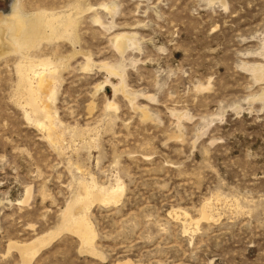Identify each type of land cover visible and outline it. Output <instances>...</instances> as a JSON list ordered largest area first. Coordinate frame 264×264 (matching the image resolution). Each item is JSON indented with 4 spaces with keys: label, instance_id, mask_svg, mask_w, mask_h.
Listing matches in <instances>:
<instances>
[{
    "label": "rangeland",
    "instance_id": "1",
    "mask_svg": "<svg viewBox=\"0 0 264 264\" xmlns=\"http://www.w3.org/2000/svg\"><path fill=\"white\" fill-rule=\"evenodd\" d=\"M210 1L0 0L73 23L0 55V264L55 232L26 264H264V0ZM91 181L123 190L88 253L61 215Z\"/></svg>",
    "mask_w": 264,
    "mask_h": 264
},
{
    "label": "bare ground",
    "instance_id": "2",
    "mask_svg": "<svg viewBox=\"0 0 264 264\" xmlns=\"http://www.w3.org/2000/svg\"><path fill=\"white\" fill-rule=\"evenodd\" d=\"M211 1L213 2L215 0ZM217 1H220L221 4L223 3V0ZM9 13L10 14L8 16L6 15L4 17H0V55L5 54L6 51L3 50L5 46L7 48H11L12 52H16L24 58L27 56L26 53L31 48L35 40L46 38L48 31L50 32L49 35L51 37L56 36L54 34V30L56 28H61V30L66 33L72 23V20L69 18V16L63 17L62 20L59 22L57 21L56 23V18L58 16H46L44 13L40 12H37L38 14L35 15L31 14V17L25 19L26 16H21V12L19 13L15 2L11 5ZM60 16L59 18L61 19ZM131 38V35H118L115 38V49L119 53H123L126 50V41L130 40ZM41 66L44 68V70L49 68L47 63H43ZM251 71L257 82L264 83V65L252 67ZM27 72L32 74L33 80H36L34 87L33 83L30 82L32 79L29 80L27 78ZM108 72L112 73V70L108 68ZM17 73L20 84L24 89L25 94H27L29 101L30 99L36 97L37 91L43 90L46 80L49 81L48 79L44 78V72L40 74L36 72V74L33 73L32 66L27 68L19 67ZM45 74L48 75L47 73ZM111 75H113V73ZM110 105L113 106V104ZM95 184L92 181L90 184H87L86 182H80L78 185L79 187L77 194L66 205L61 215L62 230L76 235L81 240L82 244L85 246L86 252L88 253H91L90 246L92 241V237L90 236V225L87 216L90 207L96 202L105 206L116 204L119 201L123 190L121 183H116L114 186L109 188H100ZM28 195L29 190L26 192V198H28ZM205 211H202V219L208 218V215L206 214L207 211ZM58 233L55 232V234H50L46 238H36L37 240H32L33 242L28 244H11L9 248L16 249L22 258V262L26 264L37 254L40 248L47 245L50 240L54 238V235H57Z\"/></svg>",
    "mask_w": 264,
    "mask_h": 264
}]
</instances>
